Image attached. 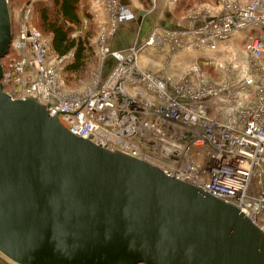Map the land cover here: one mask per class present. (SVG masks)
Masks as SVG:
<instances>
[{"label": "built area", "instance_id": "1", "mask_svg": "<svg viewBox=\"0 0 264 264\" xmlns=\"http://www.w3.org/2000/svg\"><path fill=\"white\" fill-rule=\"evenodd\" d=\"M106 3L102 64L74 90L61 75L69 56L52 54L50 39L31 22L29 2L3 61L4 91L35 98L75 136L158 164L234 204L264 232V0H221L219 9L191 14L197 27L155 28L124 51L108 43L118 31L119 1ZM234 41L244 42V58L233 53L222 64L224 80L213 81L201 65ZM152 47L189 49L198 57L175 77L141 66L140 55ZM108 57L116 63L105 75Z\"/></svg>", "mask_w": 264, "mask_h": 264}, {"label": "water", "instance_id": "2", "mask_svg": "<svg viewBox=\"0 0 264 264\" xmlns=\"http://www.w3.org/2000/svg\"><path fill=\"white\" fill-rule=\"evenodd\" d=\"M13 38L0 0V254L15 264H264L237 206L160 165L75 136L3 88Z\"/></svg>", "mask_w": 264, "mask_h": 264}, {"label": "crops", "instance_id": "3", "mask_svg": "<svg viewBox=\"0 0 264 264\" xmlns=\"http://www.w3.org/2000/svg\"><path fill=\"white\" fill-rule=\"evenodd\" d=\"M101 1L90 0L92 11L96 14L97 19L104 21L109 13L107 5L104 9V3L102 4ZM118 1V31L108 41L110 46L117 51L128 50L142 43L149 37L153 28L186 30L195 28L198 25V21L193 19L191 15L179 18L173 9L172 3L168 2V0H153L151 9H145L140 4V0ZM104 2L106 3V0ZM197 57V54L189 49L171 52L168 49L157 50L152 47L144 53L142 57L144 60L142 62L145 68L152 71L169 73L175 77H180L183 75L186 67L190 65V62L192 61L193 63ZM115 63V59L108 57L103 65V74L107 75ZM0 264L15 263L7 260L0 254Z\"/></svg>", "mask_w": 264, "mask_h": 264}, {"label": "rangeland", "instance_id": "4", "mask_svg": "<svg viewBox=\"0 0 264 264\" xmlns=\"http://www.w3.org/2000/svg\"><path fill=\"white\" fill-rule=\"evenodd\" d=\"M51 1L52 0H28L27 2L26 1L23 2L20 6H14V8H13L14 25L18 26L20 19L23 16L22 15L23 10L26 8V6L29 4V2H32L31 12H30L31 22L37 28V30H39L42 33V35L47 36L50 39V34L41 30V28H39L36 20H38V18L40 19V16L38 15L39 8L44 4H50ZM237 1L242 2L243 0H237ZM101 2H102V4L104 3V9H105V6L107 5V3H105L104 0H102ZM140 2H141L140 4L145 9H151V6L153 5V0H140ZM168 2L172 3L173 9L179 18L187 17V16L197 12V10H200V9H212V8L213 9H219V7L221 5V0H168ZM85 12L92 13L93 20H92V22H89L87 19H83L82 27H80L79 29H77L75 31L74 37L79 36V35H85L87 33L92 32V37L90 40V44L93 48V54L91 56L92 62L89 65V69L86 71L85 74H83V76L81 78H79L77 80H72L69 82H77V81H88L89 82V81H92L94 72L102 64V59H101L100 54H99L98 40H99V36L101 34V31H102V27L105 26L106 23H108L110 15L106 11V13L108 14L106 20L99 21L96 17V14L93 13V11H92V6H91L90 0H81V13H85ZM91 24H93V25H91ZM154 29L155 28H153V30ZM234 42H228V43L222 44V46H221L222 49H220L221 51H216V52L209 54V56H211V57L214 56L212 63L208 64V65H205V64L201 65L202 70L205 71L208 75H210L212 77L213 81L220 82V81L224 80L225 72L222 71V64L225 61L229 60V58L231 57V55L233 53L236 52V54L239 55V57L244 58V56H245L244 55L245 54L244 42H242V43H238L236 41H234ZM231 45H234V47ZM146 50H149V49L147 48ZM144 53H146V51H144ZM144 53H142L139 57L141 66H143L142 61L144 60V58H142V57H143ZM2 61H4V60H2ZM191 63H192V61L190 62V65H191ZM189 66H187L186 69H188ZM65 77L66 76L63 74V76H62L63 82H65V81L67 82V79H65ZM83 84H84L83 82L82 83H79V82L71 83L70 85H68L66 83V85L71 87L70 88L67 86L69 89H74V90L77 88H80L79 86H82Z\"/></svg>", "mask_w": 264, "mask_h": 264}, {"label": "trees", "instance_id": "5", "mask_svg": "<svg viewBox=\"0 0 264 264\" xmlns=\"http://www.w3.org/2000/svg\"><path fill=\"white\" fill-rule=\"evenodd\" d=\"M25 1L28 0H9L12 30L15 27L13 8L14 6H20ZM38 15L40 19L38 18L36 22L39 28L50 34L52 54L57 58L69 56L61 69V75L64 74L65 79H67V82H65L68 85L77 82H88L69 81L81 78L92 62L93 48L90 44L92 32L74 37L75 31L82 27L83 19L92 22V13H81V0H52L50 4H44L39 8ZM11 52L12 49L9 53Z\"/></svg>", "mask_w": 264, "mask_h": 264}]
</instances>
